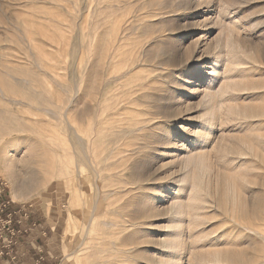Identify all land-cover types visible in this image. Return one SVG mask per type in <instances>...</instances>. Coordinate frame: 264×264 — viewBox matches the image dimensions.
Masks as SVG:
<instances>
[{"label": "rangeland", "instance_id": "1", "mask_svg": "<svg viewBox=\"0 0 264 264\" xmlns=\"http://www.w3.org/2000/svg\"><path fill=\"white\" fill-rule=\"evenodd\" d=\"M0 179V264H264V0H0Z\"/></svg>", "mask_w": 264, "mask_h": 264}, {"label": "built area", "instance_id": "2", "mask_svg": "<svg viewBox=\"0 0 264 264\" xmlns=\"http://www.w3.org/2000/svg\"><path fill=\"white\" fill-rule=\"evenodd\" d=\"M6 193V184L0 179V239L3 242V248L7 249V252L13 254V259L16 258L18 252L16 249L21 246L20 237L22 233H28L35 229L27 227L22 224L23 219H17L18 213L21 210H12V201L7 199L4 194ZM27 213L24 214V217ZM15 251V252H14Z\"/></svg>", "mask_w": 264, "mask_h": 264}, {"label": "bare ground", "instance_id": "3", "mask_svg": "<svg viewBox=\"0 0 264 264\" xmlns=\"http://www.w3.org/2000/svg\"><path fill=\"white\" fill-rule=\"evenodd\" d=\"M130 25V24H129ZM145 53V52H144ZM115 57V56H114ZM126 74V73H125ZM73 122V121H72ZM67 123H68V120H67ZM75 125V124H74ZM74 127L75 126H73L72 124H70V123H68V128L70 129V134H72L73 136H75V138H76V144L79 146V151H80V153L82 154V157L84 158V159H88V156H87V149H88V147H87V145H86V142L87 141H85V139L83 138V137H81L80 136V134H79V132L77 131V127H75V128H77L76 129V131H75V129H74ZM78 151V152H79ZM77 152V155H79V153ZM90 161V160H89ZM1 163H3V165H4V172H6L7 174L10 172L9 170H10V165H8V161H7V157L5 156V154L3 155V157H2V160H1ZM9 171V172H8ZM3 172V173H4ZM5 174V173H4ZM7 174H5V175H7ZM80 174V173H79ZM10 175H11V173H10ZM76 176V175H75ZM80 176V175H79ZM9 177V176H8ZM77 177V176H76ZM10 178V177H9ZM5 179H7L6 177H5ZM12 180V179H11ZM71 182H73L74 183V185H75V183L78 181L77 179H75V178H73L72 180L71 179H69ZM9 181H10V179H9ZM73 194H74V191H73ZM73 196V195H72ZM14 198H15V196H14ZM70 204V203H69ZM73 205H74V202H73ZM73 205L71 204V205H69L70 206V208L71 207H73ZM93 205V204H92ZM96 205V204H95ZM95 205L92 207V209L90 210V208H91V206L88 208V209H86V210H83V211H81L78 215H79V217H78V219H77V221L78 222H84V226H85V236L87 237V235H88V238H89V236L91 235L90 233H91V230H92V225H93V223H94V221H95V219H96V217H98L97 215H96V213H95ZM97 220V219H96ZM93 235V234H92ZM91 237V236H90ZM88 238H86L87 240H88ZM90 239V238H89ZM83 243V242H82ZM77 250H75V252L73 253L76 257L75 258H78L77 256ZM99 259V258H98Z\"/></svg>", "mask_w": 264, "mask_h": 264}, {"label": "crops", "instance_id": "4", "mask_svg": "<svg viewBox=\"0 0 264 264\" xmlns=\"http://www.w3.org/2000/svg\"><path fill=\"white\" fill-rule=\"evenodd\" d=\"M22 239H23V242H21L22 244H21V251L22 250H24L25 249V246H26V242H24V236L22 237ZM41 246V245H40ZM41 258L43 259V257L41 256Z\"/></svg>", "mask_w": 264, "mask_h": 264}]
</instances>
